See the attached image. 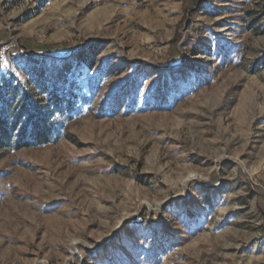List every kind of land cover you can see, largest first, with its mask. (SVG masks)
Returning <instances> with one entry per match:
<instances>
[{
  "label": "rangeland",
  "instance_id": "1",
  "mask_svg": "<svg viewBox=\"0 0 264 264\" xmlns=\"http://www.w3.org/2000/svg\"><path fill=\"white\" fill-rule=\"evenodd\" d=\"M3 78L90 102L0 152V264H264V0H0Z\"/></svg>",
  "mask_w": 264,
  "mask_h": 264
},
{
  "label": "trees",
  "instance_id": "2",
  "mask_svg": "<svg viewBox=\"0 0 264 264\" xmlns=\"http://www.w3.org/2000/svg\"><path fill=\"white\" fill-rule=\"evenodd\" d=\"M3 80L0 81V152L57 144L65 126L90 102L86 95L79 96L78 88L68 81L56 84L52 91L44 87L45 98L34 99L24 86L14 87ZM93 91L91 88L92 94Z\"/></svg>",
  "mask_w": 264,
  "mask_h": 264
}]
</instances>
